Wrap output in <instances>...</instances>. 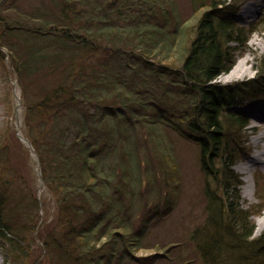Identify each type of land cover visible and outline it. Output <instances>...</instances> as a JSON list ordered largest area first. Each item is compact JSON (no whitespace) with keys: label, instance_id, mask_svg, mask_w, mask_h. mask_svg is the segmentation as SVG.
<instances>
[{"label":"trees","instance_id":"obj_1","mask_svg":"<svg viewBox=\"0 0 264 264\" xmlns=\"http://www.w3.org/2000/svg\"><path fill=\"white\" fill-rule=\"evenodd\" d=\"M196 1L191 27L171 21L172 0H38L6 28L16 37L4 43L14 71L38 79L25 124L56 204L58 232L41 237L61 264H111L118 252L150 248L143 236L173 207L175 133L198 145L204 173L224 176L220 196L206 191L207 222L191 234L203 262L264 264V230L255 235L252 212L234 201L241 180L233 166L245 146L232 145L250 124L235 107L264 100V54L253 78L216 82L264 32V8L242 25L233 16L240 0ZM14 219L0 213V234L12 243L24 227Z\"/></svg>","mask_w":264,"mask_h":264},{"label":"rangeland","instance_id":"obj_2","mask_svg":"<svg viewBox=\"0 0 264 264\" xmlns=\"http://www.w3.org/2000/svg\"><path fill=\"white\" fill-rule=\"evenodd\" d=\"M45 1L49 2V0ZM194 1L172 0L177 12H170L171 21L173 22V19L181 22L187 21L190 27L193 26L200 13L198 1ZM240 1L242 3L239 10L233 15L236 20L242 25L256 21L264 6V0ZM249 2L256 3L257 7V13L250 16L244 14L243 10ZM37 3L38 0H0V197H3L0 213L4 219L9 216L10 218L17 216V219L14 220H17L19 226L17 225L15 228L24 225L18 229L20 231L18 236L13 235L17 240L15 243L3 238L0 234L1 264L62 263L57 261L56 254L44 246V239L41 237L48 230L58 232L53 214L56 210L55 199L46 184H42L38 159L28 143L23 140L25 138L31 141L25 124V111L26 103L36 95L38 79L34 78L33 83H30L24 76L22 79L18 76L10 62L9 49L4 44L9 40V43L12 44V41L16 39L13 33H7L6 28L15 27L14 21L21 17L17 11H22L23 8L31 9ZM207 3L209 4L210 0ZM21 45L19 50L17 49L18 51H20ZM23 53L21 51L19 55L22 57V61L25 59ZM263 54L264 32L261 34L258 31L250 37L245 47H240L234 54L231 68L221 74L216 82L228 85L253 78L257 74L258 60ZM243 60L245 61L244 69L247 70L239 72V75L235 74V77L231 78V72ZM244 100L245 104L238 105L235 110L243 112L248 117L250 124L246 133L234 132L233 135L235 137L232 145L239 147L242 144L245 146L240 159L233 166L234 174H237L241 180L237 187L240 198H234V201H238L242 208L252 212L254 234L260 235L264 230V223L260 222L264 216V162L255 163L251 167L249 177H247L248 173L241 169V166L248 163L253 155L264 150V136L258 138V141L256 139V136L264 130V100ZM170 142L173 144L174 161L177 164V168L171 172L177 178L171 184L175 188L170 186L169 189L173 207L163 217L157 216L156 225L152 227L151 233L143 236L142 241L146 245H150V248L137 250L133 256L126 252L120 255L121 253L118 252L110 261L111 264H116L115 258L118 259L117 264H184L186 261H188L186 264H205L191 240V234L193 230L207 222L208 194L206 191L210 190L211 198L214 197L213 192L220 196L223 174L220 171H214V174L203 172L199 160L198 145L195 142L183 138L179 133L171 134ZM16 154L22 155L25 159L28 179L21 178L17 168L10 163L11 157ZM216 166L218 167L219 164ZM228 180V182H234L235 178L231 175ZM159 184L160 182L156 181V186ZM172 188L173 191L175 189V194L171 192ZM166 190H168L167 187L163 186V194L166 193ZM230 193L233 194L232 191ZM137 195L135 208L137 213H140L146 204H144V197H140L139 192ZM131 216L134 218L135 215ZM139 220L135 225L139 226ZM108 225L112 226L114 223L109 220ZM154 244L165 247L151 248ZM117 246L121 250L124 249L122 243H118ZM229 257L231 258V255ZM236 262L237 258L234 257L230 264H236Z\"/></svg>","mask_w":264,"mask_h":264},{"label":"bare ground","instance_id":"obj_3","mask_svg":"<svg viewBox=\"0 0 264 264\" xmlns=\"http://www.w3.org/2000/svg\"><path fill=\"white\" fill-rule=\"evenodd\" d=\"M244 14H247L248 16H250L251 14L253 13H257V7H256V3H253V2H249L246 7H244ZM245 68V61L243 60L236 68L235 70H233L231 72V78L235 77V74H238L239 72H244L245 70L247 69H244ZM242 74V73H241ZM240 74V75H241ZM239 75V74H238ZM262 136H264V130L263 132H261L258 136H256V139L258 141V138L260 139ZM16 149V148H15ZM14 149V150H15ZM15 153V152H14ZM264 162V150L253 155L249 160H248V163H245L243 166H241V169L244 171V172H247V177H249V172L251 170V167L254 166L255 163H258V162ZM10 163L11 164H14V167L17 168L18 170V175L21 177V178H25V179H28V170H27V166L25 165V159L24 157L21 155H15L13 157H11L10 159ZM260 222L261 224L264 223V216L263 218L260 219ZM0 264H1V259H0Z\"/></svg>","mask_w":264,"mask_h":264},{"label":"water","instance_id":"obj_4","mask_svg":"<svg viewBox=\"0 0 264 264\" xmlns=\"http://www.w3.org/2000/svg\"><path fill=\"white\" fill-rule=\"evenodd\" d=\"M19 136L22 137L21 135H19ZM22 138H23V137H22ZM23 140L26 141V142L28 143V145L30 146L31 150L34 152L35 156H36L37 159H38L39 168H40V170H39L40 179H41V181H42V184H44L45 182H44V178H43L42 167H41V162H40L39 155L36 153V150H35V148H34L32 142H31L30 140L25 139V138H23Z\"/></svg>","mask_w":264,"mask_h":264}]
</instances>
